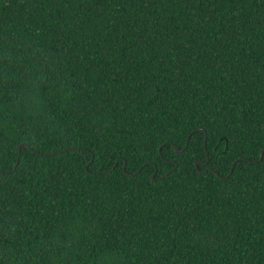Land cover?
Wrapping results in <instances>:
<instances>
[{
  "label": "trees",
  "instance_id": "16d2710c",
  "mask_svg": "<svg viewBox=\"0 0 264 264\" xmlns=\"http://www.w3.org/2000/svg\"><path fill=\"white\" fill-rule=\"evenodd\" d=\"M262 150L264 0H0V264H264Z\"/></svg>",
  "mask_w": 264,
  "mask_h": 264
},
{
  "label": "water",
  "instance_id": "95a60500",
  "mask_svg": "<svg viewBox=\"0 0 264 264\" xmlns=\"http://www.w3.org/2000/svg\"><path fill=\"white\" fill-rule=\"evenodd\" d=\"M173 148H174L175 152H177V153L179 152V150H178L177 147L174 146ZM71 149H74V148H71ZM71 149H70V150H71ZM18 151H20V146H18ZM50 155H52V154H50ZM263 155H264V150H262V151L260 152L259 161L262 160ZM207 161H208V159H206V163H207ZM206 163H205V165H206ZM235 163H236V161H235V162L233 163V165L231 166V170L233 169ZM203 165H204V164H203ZM114 167H116V163H115ZM123 170H125V163H124V165H123ZM152 178H153V176H152Z\"/></svg>",
  "mask_w": 264,
  "mask_h": 264
}]
</instances>
